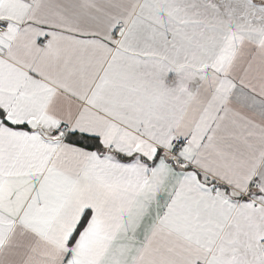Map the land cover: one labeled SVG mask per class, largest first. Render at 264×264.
I'll return each instance as SVG.
<instances>
[{
  "label": "snow or ice",
  "instance_id": "1",
  "mask_svg": "<svg viewBox=\"0 0 264 264\" xmlns=\"http://www.w3.org/2000/svg\"><path fill=\"white\" fill-rule=\"evenodd\" d=\"M0 264H264V0H0Z\"/></svg>",
  "mask_w": 264,
  "mask_h": 264
}]
</instances>
